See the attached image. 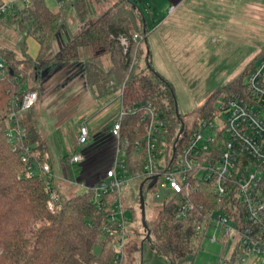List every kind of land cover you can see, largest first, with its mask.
Wrapping results in <instances>:
<instances>
[{"label":"trees","instance_id":"1","mask_svg":"<svg viewBox=\"0 0 264 264\" xmlns=\"http://www.w3.org/2000/svg\"><path fill=\"white\" fill-rule=\"evenodd\" d=\"M102 1L106 2L104 11L91 17L90 12H96V6ZM69 7L78 22V31L57 51L50 53ZM134 34H137L136 38H133ZM147 34L144 16L135 0H112L111 3L109 0H65L56 8L48 7L44 0H13L0 14V57L7 69L6 76L0 78V264H112L114 257L112 237L101 227L114 210L115 193L108 192L96 202L97 182L67 195L52 182L50 184L43 174L29 176L20 160L22 149L13 150L5 135L11 96L35 89L28 70L42 72L50 62L56 67L54 73H62L60 77L66 76L63 71L68 68L76 70L96 96L123 85L121 107L125 110L152 101L167 120L164 140L160 141L166 148L174 140L181 121L184 130L178 144L186 141L201 118L215 114L214 103L218 98L222 100L230 92L242 90L246 74L254 64L253 58L240 75L208 95L186 122L185 116L179 114L177 118L175 115L171 83L150 63V51L143 47ZM122 35L128 39L125 52L119 40ZM27 37H32L38 44L35 59L28 55ZM262 54L264 47L255 60ZM100 55L109 56L107 69L93 60ZM142 55L145 65L136 72L134 66L139 64ZM36 103L18 118L26 128L23 143L32 149L48 151L36 119ZM121 125V140L129 138L128 143L122 144L126 149L124 167L136 174L142 167L141 153L134 145V140L143 136L139 114L123 115ZM143 180L145 197V189L152 187L147 185L145 178ZM48 184L57 193L53 211L47 207ZM206 190L193 196V201L206 207V198H212ZM174 197L172 194L156 216L146 221L150 230L146 240L155 253L165 256L171 264H178L183 257H194L200 248L201 237L194 232V227L195 218L201 211L177 218ZM97 245L98 251L95 250ZM236 253L232 250L225 264H238Z\"/></svg>","mask_w":264,"mask_h":264},{"label":"rangeland","instance_id":"2","mask_svg":"<svg viewBox=\"0 0 264 264\" xmlns=\"http://www.w3.org/2000/svg\"><path fill=\"white\" fill-rule=\"evenodd\" d=\"M135 1L148 29L143 47L148 46L152 67L171 83L178 112L185 116L186 122L208 95L240 75L253 58L251 62H255L256 54L264 47V0ZM105 6L106 2L102 1L96 6V12H90L91 17L104 11ZM77 31L78 22L69 7L50 53L57 51ZM165 35L169 40L166 41ZM27 47L28 55L35 59L36 41L28 38ZM93 60L104 69L109 67L108 55ZM137 64L136 72L145 65L143 55ZM55 70L50 62L42 72L28 71L38 92L36 119L47 144L52 183L67 195H73L105 178L106 170L114 164L115 142L108 131L118 117L120 99L117 90L96 96L76 70H64L67 77H60L62 73H54ZM220 101V98L215 101L216 109ZM213 120L220 121L218 117ZM82 121L89 128V135L83 144H78ZM81 150L84 159L70 163L67 158ZM117 171L123 179L120 193L124 213L129 216L122 264H171L144 239L146 230L141 224L138 195L144 177L139 171L135 174L126 168L117 167ZM75 179L81 186L73 184ZM171 196L169 189L158 184L146 188V221L153 219ZM213 236L215 241H210ZM98 248L97 245L95 250ZM231 252V237L224 243L222 229L208 225L203 228L200 248L194 257H183L178 264H225Z\"/></svg>","mask_w":264,"mask_h":264},{"label":"built area","instance_id":"3","mask_svg":"<svg viewBox=\"0 0 264 264\" xmlns=\"http://www.w3.org/2000/svg\"><path fill=\"white\" fill-rule=\"evenodd\" d=\"M12 1L0 2V14L10 7ZM58 1L59 6L62 1ZM136 37L137 34H134L133 38ZM119 40L125 52L128 39L122 35ZM6 73L1 59L0 78H4ZM109 83L113 85L112 81ZM117 91L119 114L109 128V136L115 142L114 164L106 170V177L97 181L95 188L96 202L108 192L115 193L114 210L101 227L105 234L112 237V264H120L129 234V216L124 213L120 193L123 179L117 167L125 168L126 149L122 144L129 142L128 137L121 140V118L131 112L139 114L143 127L142 138L134 140L136 150L142 156L139 174L148 183L156 175L154 185L172 192L176 217L181 219L196 210L201 211L195 218L194 232L198 236L201 237L203 228L208 225L220 227L224 243L231 237L238 264H264V54L258 56L247 72L243 89L225 95L215 114L201 118L185 142L178 144V139L174 150L173 141L166 148L160 143L167 130L163 111L150 100L125 110L121 107L123 85ZM37 98L38 92L34 89L11 96L5 135L13 150L22 149L20 160L24 171L29 176L41 173L51 184L53 176L48 152L32 149L23 143L26 128L18 119L22 112L36 103ZM216 117L220 121H214ZM88 135L89 128L82 121L77 143L83 144ZM67 159L70 163L81 162L84 159L83 150L75 151ZM50 184L46 187L50 193L47 207L53 211L57 193ZM73 184L81 186L76 179ZM205 189L212 196L211 200L206 198V207L193 201V196H198ZM210 241H215L214 236L210 237Z\"/></svg>","mask_w":264,"mask_h":264},{"label":"water","instance_id":"4","mask_svg":"<svg viewBox=\"0 0 264 264\" xmlns=\"http://www.w3.org/2000/svg\"><path fill=\"white\" fill-rule=\"evenodd\" d=\"M147 47V52H148V46ZM2 58L0 57V60ZM174 112H175V115L177 118L180 117L179 115V112H178V108H177V105H176V101H174ZM184 130V125H183V122L181 121L180 122V126H179V129H178V132L176 133V136L173 140V147L172 149L174 150L175 149V144L176 142L178 141L180 135L182 134ZM156 178L157 176L154 175L152 176L150 182L147 184L149 187H152L156 181ZM144 180L139 184V188H138V195H139V202H140V219H141V224L143 226V228L146 230V235L144 237V239H147L150 235V230L147 228V224H146V218H145V200H144V195H143V185H144Z\"/></svg>","mask_w":264,"mask_h":264},{"label":"crops","instance_id":"5","mask_svg":"<svg viewBox=\"0 0 264 264\" xmlns=\"http://www.w3.org/2000/svg\"><path fill=\"white\" fill-rule=\"evenodd\" d=\"M3 1H11V0H0V2H3ZM45 1V3L47 4V6L48 7H50V8H56L57 6H58V3H59V1L58 0H44ZM258 3V2H257ZM260 8V7H259ZM247 9H249L248 7H247ZM262 9V8H261ZM254 20V19H253ZM165 37V39H166V41L167 40H169V36H167V35H165L164 36ZM28 38H32V37H27V40H28ZM26 40V41H27ZM37 43V42H36ZM37 46H38V44H37ZM108 134H109V131H108Z\"/></svg>","mask_w":264,"mask_h":264}]
</instances>
